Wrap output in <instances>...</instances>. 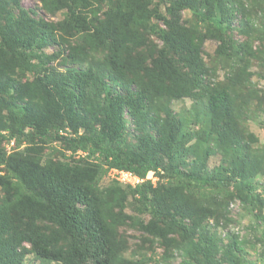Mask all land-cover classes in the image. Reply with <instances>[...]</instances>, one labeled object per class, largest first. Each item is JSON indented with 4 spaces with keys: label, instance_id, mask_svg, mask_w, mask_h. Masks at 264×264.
<instances>
[{
    "label": "trees",
    "instance_id": "1",
    "mask_svg": "<svg viewBox=\"0 0 264 264\" xmlns=\"http://www.w3.org/2000/svg\"><path fill=\"white\" fill-rule=\"evenodd\" d=\"M20 1L0 0V264H23L29 253L40 264H152L124 256L117 233L128 220L143 242H160L162 260L171 248L181 252L179 264L237 256L241 240L228 235L221 245L207 222L219 225L217 210L227 206L219 199L262 202L252 179L264 162L251 149L254 136L245 140L235 98L251 76V17L260 0H34L47 14L64 12L56 23L35 19ZM238 16L246 46L229 36ZM207 40L217 44L215 59H231L225 84L203 83ZM258 54L264 61L263 48ZM59 59L63 69L53 66ZM118 84L124 92L113 89ZM183 98L196 104L177 119L167 103ZM56 142L64 161L43 158ZM213 154L222 164L207 172ZM113 168L139 177L151 171L158 181L101 187Z\"/></svg>",
    "mask_w": 264,
    "mask_h": 264
},
{
    "label": "rangeland",
    "instance_id": "2",
    "mask_svg": "<svg viewBox=\"0 0 264 264\" xmlns=\"http://www.w3.org/2000/svg\"><path fill=\"white\" fill-rule=\"evenodd\" d=\"M20 6L29 10L30 15L35 19H44L46 21H52L54 23L63 20L64 12L55 13L53 15L47 14L43 9L40 3L35 2L34 0H21ZM164 6V5H163ZM164 10V8H162ZM13 15H18V9H10ZM34 11V13H33ZM102 10L99 12L101 13ZM183 16L186 20L193 22V16L191 12H184ZM252 22L256 26V32L253 37L249 40L250 42V51L253 53L252 57L249 59L248 73L251 74L250 78L242 83L239 87H235V98L236 103L239 105L241 110L237 113L239 117V125L245 134V140H250V135H253L256 141L251 143V149L254 151H259V156L262 157L261 160L264 162V61L256 58L258 56V50H264V3L260 1L253 6L252 11ZM240 17L234 19L232 25V31L229 33L230 38L234 42V45H239L247 41V34L241 30V26L238 25ZM152 42L160 45L161 42L157 39H153ZM216 42L213 40H207L203 46V60L207 65L208 72L204 74V84L205 86H214L225 84L231 76L230 63L231 59L225 57L215 59L214 51L216 49ZM149 47V46H148ZM47 53H52L54 48L52 46L46 47L44 49ZM260 56V55H259ZM237 58H241V55H238ZM60 59L53 63L58 69H63L62 65L59 63ZM132 78V77H131ZM31 80L30 76L22 77V81ZM110 85V84H109ZM117 92H124L121 88V85L118 84L113 88ZM134 84L129 86V91L134 92ZM197 96L201 99L202 106L205 104V97L203 91H198ZM262 97V101L260 100ZM198 103V102H197ZM196 104L195 98H183L178 101H169L167 103L169 109L172 112V115L179 118H188L189 114H192V109ZM244 104V105H242ZM243 106V107H241ZM127 123H130V119L125 116ZM130 126V124H129ZM193 127V125H192ZM196 127V126H195ZM63 146L60 143H53L51 146L45 147L43 153V158L51 157L53 160H62ZM61 153V154H60ZM67 156L70 155V152L66 153ZM255 160L251 165V170L255 169L257 164ZM222 161L220 155L213 154L208 158L206 162V171L211 172L215 168H220ZM151 177V174L148 175ZM109 180H101V187L108 186ZM252 184H254L255 190L253 192V197L261 200L262 202L255 203L250 202L245 205L243 202H240L239 199L234 197H229L227 199H219L218 203H227L226 208L218 209L219 216V225L216 226L214 219H210L207 222V228L220 237L221 245H226L228 243V235H236L239 240H241L240 246L241 251L238 255L233 256H222L221 252L217 253L216 259L219 264H246L243 259L250 262H257L259 258L264 259V173H258L253 179ZM230 188V187H229ZM204 195L210 196L208 192H205ZM2 194L0 193V197ZM217 203V204H218ZM127 215L132 217H139V215L133 211V209L127 207L125 209ZM145 218V216H140ZM147 219V217H146ZM186 224H189L186 222ZM17 225H22L21 222H18ZM118 237L121 239L126 247L124 256L133 260L140 256L146 258H152V264H179L182 261L181 252L177 249L172 251L170 249L169 260H162L163 255L165 254V248L162 247L160 242L154 240V243L143 242L146 235L136 227V223L127 221L125 225L118 228ZM143 237V239H142ZM174 239H177V235H173ZM150 239V238H149ZM23 246L30 250L29 244L24 243ZM23 264H40L38 260L34 258L32 253L26 255ZM56 264V263H50ZM194 264H205L199 261H195ZM207 264V263H206ZM249 264V263H247ZM257 264V263H255Z\"/></svg>",
    "mask_w": 264,
    "mask_h": 264
},
{
    "label": "clouds",
    "instance_id": "3",
    "mask_svg": "<svg viewBox=\"0 0 264 264\" xmlns=\"http://www.w3.org/2000/svg\"><path fill=\"white\" fill-rule=\"evenodd\" d=\"M112 170H117V171H123V172H128V173H131L133 176H135V177H137V178H139V180H140V182H138V183H136V184H129V183H122V182H120L119 180H117L116 178H111L110 176H109V172L110 171H112ZM110 171L107 173V175L102 179V181L103 180H109V182H111V181H116V182H118L119 184H121V186L123 185V186H131V187H134V186H136V185H138L139 183H142V182H145L146 180H149V181H151V183H153V184H156L157 183V176L154 174V172H148L147 173V175L145 176V177H139V176H137V175H135L134 173H132V172H130V171H125V170H118V169H110ZM149 174H151V177H149L148 175ZM108 182V183H109Z\"/></svg>",
    "mask_w": 264,
    "mask_h": 264
},
{
    "label": "built area",
    "instance_id": "4",
    "mask_svg": "<svg viewBox=\"0 0 264 264\" xmlns=\"http://www.w3.org/2000/svg\"><path fill=\"white\" fill-rule=\"evenodd\" d=\"M109 176L111 178H116L122 183H129L132 185L140 182L139 178L133 176L131 173L123 171L112 170L109 172Z\"/></svg>",
    "mask_w": 264,
    "mask_h": 264
}]
</instances>
